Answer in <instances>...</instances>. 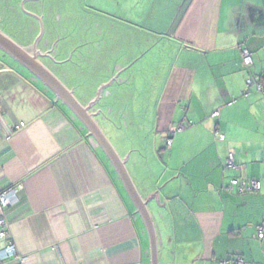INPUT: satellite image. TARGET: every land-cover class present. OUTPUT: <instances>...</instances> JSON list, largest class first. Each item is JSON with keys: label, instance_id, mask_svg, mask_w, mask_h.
<instances>
[{"label": "crops", "instance_id": "obj_1", "mask_svg": "<svg viewBox=\"0 0 264 264\" xmlns=\"http://www.w3.org/2000/svg\"><path fill=\"white\" fill-rule=\"evenodd\" d=\"M47 1L42 12L40 0H0V29L36 42L44 64L100 111L137 190L152 196L160 264H264V93L244 95L264 72V0H109L103 14L90 0ZM230 150L237 168L224 169ZM234 177L261 189L230 193ZM11 188L18 200L0 215L27 264H152L111 161L48 86L0 51V191Z\"/></svg>", "mask_w": 264, "mask_h": 264}, {"label": "water", "instance_id": "obj_2", "mask_svg": "<svg viewBox=\"0 0 264 264\" xmlns=\"http://www.w3.org/2000/svg\"><path fill=\"white\" fill-rule=\"evenodd\" d=\"M0 51L21 64L31 74H33L34 77L48 86L55 94L57 101L60 100L66 106H68L73 115L82 122L88 131V135L92 137L94 144L98 145L103 150L107 158L113 164L119 175V178L123 182L128 195L132 199L137 209V213L140 214L144 220L151 242V263L160 264V246L163 244V241L162 239L158 238V231L155 225L153 213L149 207L152 196L143 198L137 190L126 165L128 157L123 159L120 156L112 144L110 138L106 135L105 131L102 129L99 121L97 120V116L100 115V111L97 112L95 107L82 103L76 97L74 91L69 89L44 64V62L41 60V57L44 55V53H42L41 50L37 48L36 42L30 47L23 46L0 29ZM57 54V51L52 53L49 52L48 56L57 62V60H55V56ZM112 81H120V78L113 79ZM97 100H99V98H96V101Z\"/></svg>", "mask_w": 264, "mask_h": 264}, {"label": "built area", "instance_id": "obj_3", "mask_svg": "<svg viewBox=\"0 0 264 264\" xmlns=\"http://www.w3.org/2000/svg\"><path fill=\"white\" fill-rule=\"evenodd\" d=\"M242 59L246 68H250L253 65L252 53L248 48H242ZM251 87H254L258 92L264 93V72L255 77L250 75L247 78V89L244 91V95L250 93ZM218 115V113H215ZM24 126V123L20 124V127ZM216 135L220 140H224L225 136L219 131ZM171 145V140H168V146ZM224 169L237 168L235 152L230 150L227 158L223 163ZM261 188L260 182L256 179L247 180L238 177L231 179L230 183L225 187L228 192H236L238 194L256 193ZM18 200V188H11L9 190L0 191V204L2 207L9 206ZM258 237L264 240V224L258 226ZM0 239L3 240V245L0 248V264H4L7 260H14L16 264H27L28 257L19 253L16 244L11 239L8 232V224L6 218L0 215ZM220 264H246L244 258L241 256H232L220 261Z\"/></svg>", "mask_w": 264, "mask_h": 264}, {"label": "rangeland", "instance_id": "obj_4", "mask_svg": "<svg viewBox=\"0 0 264 264\" xmlns=\"http://www.w3.org/2000/svg\"><path fill=\"white\" fill-rule=\"evenodd\" d=\"M134 1H137L139 4H140V1L141 0H134ZM87 5H89L90 7H92V8H96V9H101V11H102V14L104 13L103 11H105V12H113V11H111V9H113L114 7L109 3V0H93V1H91L90 0V2H88L87 3ZM133 6V5H132ZM86 7V6H85ZM87 9V8H86ZM117 9V7H115V10ZM133 130V129H132ZM134 130H136L135 128H134ZM133 130V135L134 136H136L137 135V133L139 134V130H136V131H134ZM143 133V132H142ZM132 135V134H131ZM134 136H132L130 139H129V144H132V146L135 148V147H137L138 145H139V142H138V139H137V137H134ZM143 139H144V137H143ZM151 146H145L144 145V147H143V154H145L146 155V162H143V165L144 166H151V164H152V162H153V157H154V152H151ZM135 154L133 153L132 154V156H131V159L133 160V159H135ZM131 161V160H130ZM128 167H130V163L128 164ZM150 169H152V168H150ZM148 170L149 169H145V171L144 172H148Z\"/></svg>", "mask_w": 264, "mask_h": 264}, {"label": "flooded vegetation", "instance_id": "obj_5", "mask_svg": "<svg viewBox=\"0 0 264 264\" xmlns=\"http://www.w3.org/2000/svg\"><path fill=\"white\" fill-rule=\"evenodd\" d=\"M49 4L50 3L47 0H40V6H41V10L40 11H42V12L47 11L50 8ZM43 23H44V27L46 28L47 23L45 22L44 19H43ZM1 25H3V24L1 23ZM29 40L30 39H28L27 41H29Z\"/></svg>", "mask_w": 264, "mask_h": 264}, {"label": "trees", "instance_id": "obj_6", "mask_svg": "<svg viewBox=\"0 0 264 264\" xmlns=\"http://www.w3.org/2000/svg\"><path fill=\"white\" fill-rule=\"evenodd\" d=\"M261 189V188H260ZM260 191V190H259Z\"/></svg>", "mask_w": 264, "mask_h": 264}]
</instances>
